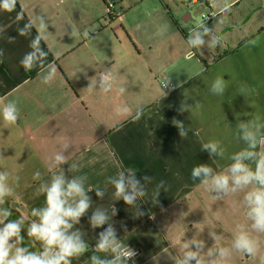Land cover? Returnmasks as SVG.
<instances>
[{
	"label": "crops",
	"instance_id": "crops-1",
	"mask_svg": "<svg viewBox=\"0 0 264 264\" xmlns=\"http://www.w3.org/2000/svg\"><path fill=\"white\" fill-rule=\"evenodd\" d=\"M39 1L15 0L7 9L0 0V104L15 100L19 108L15 125H5L0 118V171H14L20 177L16 197H9L5 205L13 210L12 218L21 213L28 216L31 208L43 206L45 197L34 195L41 181L33 180V173L40 171L43 180H50V159L67 140L71 144L65 152L68 164L55 171L65 170L69 177L87 175L86 189L105 192L103 199L96 197L95 190L88 193L92 208L75 227L84 233L89 250L72 264H90L93 254L109 255L94 247L107 225L92 229L88 222L98 207L110 217L115 207L117 214L110 222L121 243L141 249L129 264H174L193 235H200L211 247L209 231L222 233L220 243L227 246L235 222H246L244 209L234 205L242 193L217 201L198 179H192L191 171L201 163L224 170L231 163L227 157L245 147L238 138V121L251 115L264 117L263 0H252L250 12L233 14L221 13L218 5L226 2L234 9L244 0H218L217 5L213 1L210 8L217 14L207 25L224 37L214 48H189L186 40L191 29L181 26L168 32L126 31L132 48L124 45L121 55L124 58L127 50V61L116 57L102 61L93 49L83 47L86 41L65 42L61 33L46 34L31 17ZM257 36L256 46H245ZM30 53L34 65L27 69L21 61ZM106 71L115 77L116 88L126 89L122 96L88 88ZM49 75L51 81L44 83ZM218 75L228 81L222 96L210 91ZM166 80L175 86L173 91L162 87ZM241 85L253 91L245 97L239 94ZM182 102L192 105V111L180 112ZM117 103L127 104L130 113L116 115ZM137 108L143 110L138 120L134 119ZM174 120L184 122L186 137L179 135ZM212 139L221 141L225 158L202 151V144ZM74 162L82 167L69 173ZM128 169H135L142 183L144 175L151 177L138 206L117 200L108 183ZM160 181L164 187L157 197ZM234 264L259 261L237 256Z\"/></svg>",
	"mask_w": 264,
	"mask_h": 264
},
{
	"label": "clouds",
	"instance_id": "clouds-1",
	"mask_svg": "<svg viewBox=\"0 0 264 264\" xmlns=\"http://www.w3.org/2000/svg\"><path fill=\"white\" fill-rule=\"evenodd\" d=\"M218 0H214L217 5ZM15 0H4L3 7L11 9ZM7 5V6H6ZM219 11L227 13L231 5L224 2L219 4ZM137 30L141 25H136ZM22 35L26 34L21 29ZM72 36L77 35L75 31ZM224 37L215 32L214 27L209 28L207 23L200 22L191 29L186 43L191 49L214 48L220 45ZM259 36L246 41L247 46H256ZM33 41V47L36 45ZM0 55H3L0 52ZM34 53L25 56L21 63L30 69L34 65ZM51 75L44 78V83L51 81ZM169 80L163 83L168 87ZM228 86V81L218 75L211 84L212 94L222 96ZM88 88L98 89L101 93L115 92L117 97L124 94V87H115V77L110 71L102 73ZM252 89L241 85L239 94L248 95ZM197 102L196 107H199ZM192 105L182 102L179 111H192ZM131 111L127 104L117 103L114 113L118 116L129 114ZM143 114L141 108H137L134 119L138 120ZM246 115H248L246 113ZM248 120H239L237 123L238 138L243 141L245 147L227 157L231 161L222 171H216L206 163L193 167L191 177L199 180L206 192L211 193L215 200L223 201L229 196H242L234 201V205L244 209L246 222L236 221L233 236L230 243L225 246L220 243L224 239L222 233L209 231V238L214 242L207 247L206 241L200 235H193L183 245L181 253L175 257L174 264H234L237 256L257 258L259 264H264V117L251 115ZM0 118L5 125H15L19 119L17 101L12 100L0 104ZM179 129V135L184 138L187 131L184 122L174 120ZM71 147L65 140L62 151H58L51 157L48 170L51 172L50 180H43L40 171L33 173V180L41 181L36 187L34 195L45 197L42 207H33L30 215L19 214L13 219V210L6 207L9 197H16V187L19 186L20 177L14 171H0V264H72L73 259H78L89 250V245L84 239V233L75 226L80 224L89 209L92 208V197L88 194L95 190V195L103 199L105 192L100 188L85 187L87 175L65 174V170L56 172L61 165L68 164L65 152ZM202 151L211 156L225 158L226 150L219 140H208L202 144ZM82 165L72 163L68 167L69 173L80 170ZM135 169L121 171L117 176L110 177V183L115 191L117 200H123L126 205L138 206L137 201L146 195V183L151 177L144 175L137 178ZM164 187V181H160L156 188L157 197L160 188ZM18 198V197H17ZM19 212V209L16 210ZM117 214L115 207L111 210V217L106 209L96 208L92 210L89 224L92 229L104 228L99 232L95 244L96 252L109 254L106 257L93 254L90 256V264H129L134 261L136 252L128 245L121 243L117 236V230L110 222ZM140 215H143L139 211Z\"/></svg>",
	"mask_w": 264,
	"mask_h": 264
},
{
	"label": "rangeland",
	"instance_id": "rangeland-1",
	"mask_svg": "<svg viewBox=\"0 0 264 264\" xmlns=\"http://www.w3.org/2000/svg\"><path fill=\"white\" fill-rule=\"evenodd\" d=\"M251 1L244 0L229 14L250 12ZM207 10L203 5L188 7L183 0H40L31 17L48 35L61 33L65 42L86 41L83 47L93 49L102 61L112 57L127 61V50L123 51L124 58L121 55L124 45L132 48L126 31L168 32L180 26L193 29ZM188 12L192 19L186 22ZM137 24L141 25L139 30ZM73 31L77 35L72 36ZM117 37L124 41L122 45Z\"/></svg>",
	"mask_w": 264,
	"mask_h": 264
},
{
	"label": "built area",
	"instance_id": "built-area-1",
	"mask_svg": "<svg viewBox=\"0 0 264 264\" xmlns=\"http://www.w3.org/2000/svg\"><path fill=\"white\" fill-rule=\"evenodd\" d=\"M214 0H183V2L189 7V6H197V5H203V6H206L208 8L207 11H204L202 12L201 14V21L200 22H204V23H209V21L214 17L216 16V12H214L211 8H210V5L212 4ZM165 81H162L161 84H162V87L164 88V90L166 92H171L175 89V86L170 83L168 87H164L163 86V83ZM130 248H132L135 252H136V256L133 258V260L135 258H137L140 254H141V249L138 248V247H132V246H129Z\"/></svg>",
	"mask_w": 264,
	"mask_h": 264
},
{
	"label": "water",
	"instance_id": "water-1",
	"mask_svg": "<svg viewBox=\"0 0 264 264\" xmlns=\"http://www.w3.org/2000/svg\"><path fill=\"white\" fill-rule=\"evenodd\" d=\"M187 16L190 17V19H191V17H192V16H191V13L188 12V13L186 14V16L184 17V20H185L186 22L189 21V19H187Z\"/></svg>",
	"mask_w": 264,
	"mask_h": 264
},
{
	"label": "snow or ice",
	"instance_id": "snow-or-ice-1",
	"mask_svg": "<svg viewBox=\"0 0 264 264\" xmlns=\"http://www.w3.org/2000/svg\"><path fill=\"white\" fill-rule=\"evenodd\" d=\"M7 6V5H6Z\"/></svg>",
	"mask_w": 264,
	"mask_h": 264
}]
</instances>
